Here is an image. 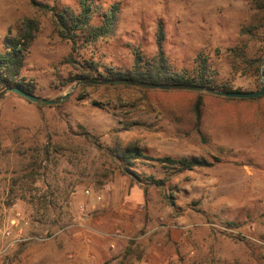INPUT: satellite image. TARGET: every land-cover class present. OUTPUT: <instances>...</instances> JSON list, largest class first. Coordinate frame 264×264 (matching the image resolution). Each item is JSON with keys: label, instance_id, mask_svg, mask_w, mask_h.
<instances>
[{"label": "rangeland", "instance_id": "374dc122", "mask_svg": "<svg viewBox=\"0 0 264 264\" xmlns=\"http://www.w3.org/2000/svg\"><path fill=\"white\" fill-rule=\"evenodd\" d=\"M33 1L81 8L80 0H0V51L36 19L21 77L35 82V94L58 100L0 98V227L12 230L0 242V264H264V94L226 99L200 89L73 81L91 62L126 70L136 50L153 57L162 23L175 71L196 73L202 54L218 85L259 90L264 15L250 0H89L95 26L118 5L116 26L73 48ZM235 48L245 58L232 57ZM260 55L259 76L232 67ZM199 95L203 137L192 110ZM130 142L151 156L210 165L170 177L155 162L137 161L143 181L134 183L108 151ZM150 174L168 177L165 185L147 184Z\"/></svg>", "mask_w": 264, "mask_h": 264}, {"label": "trees", "instance_id": "16d2710c", "mask_svg": "<svg viewBox=\"0 0 264 264\" xmlns=\"http://www.w3.org/2000/svg\"><path fill=\"white\" fill-rule=\"evenodd\" d=\"M254 9L264 15V0H250ZM33 5L46 13H52L54 18V27L58 35L67 40H71L73 48L80 45H89L100 38L111 36L116 26V16L118 13V5H114L109 10L102 12L103 20L100 25H92L91 21L94 16L93 8L89 0H80V12L77 13L69 7L57 10L56 6H51L39 1H33ZM40 29L39 22L36 19H26L23 31L16 37L10 39L7 43V50L0 51V89L1 91L14 86H20L30 93H35L36 84L34 81L26 80L21 77L22 69L25 65L26 56L35 40ZM245 33L251 34L252 29L244 30ZM165 33L163 24L159 23L157 33L158 52L153 57L147 58L141 51H135V58L130 69H116L108 66L101 71L95 62L90 63L87 73H83L80 77H76L73 81L79 80L82 85H98L100 83L123 84L129 87H139L141 89H150L158 85H179L183 89H196L197 86L223 90V91H242L233 89L230 83L218 85L216 82L217 71L211 66L208 57L200 54L197 57L196 73L188 75L184 72H177L172 68L168 57L164 53L163 42ZM230 51V50H229ZM234 58H245L243 49L235 48L231 52ZM247 65L239 68L233 62L235 71L241 70L242 74L251 71L258 75L261 72L262 56L246 58ZM167 89V88H166ZM262 96L250 99H258ZM226 99H231L227 98ZM242 100V99H238ZM204 97L199 95L193 103V114L196 128L201 137H203V112ZM38 104H42L39 102ZM109 153L115 158L118 167L123 175H126L132 182L141 183L143 180L139 174L133 169L135 162L142 161L145 163H157L167 169L169 176H175L185 171H191L197 167H206L210 162L195 157H173L163 156L155 157L146 154L143 149L135 142H130L125 146L116 145L108 148ZM166 178H156L150 174L145 177L147 184L163 187Z\"/></svg>", "mask_w": 264, "mask_h": 264}, {"label": "water", "instance_id": "95a60500", "mask_svg": "<svg viewBox=\"0 0 264 264\" xmlns=\"http://www.w3.org/2000/svg\"><path fill=\"white\" fill-rule=\"evenodd\" d=\"M263 64H264V57H263ZM264 66L262 67V80H261V88L259 90H255V91H223V90H215V89H208V88H203V87H199L197 86L196 89H200V90H204V91H210L213 92L217 95L220 96H225V97H230V98H255L258 96H261L264 94ZM157 87H161V88H172V87H180L179 85H158ZM7 92H15L17 94H19L20 96L33 101V102H44V103H48V104H54L57 103L58 100H49L45 97H41L35 93H30L28 91H26L25 89H23L20 86H14V87H9L6 88L1 94H0V98ZM68 95V94H67ZM67 95H64L62 97L65 98Z\"/></svg>", "mask_w": 264, "mask_h": 264}, {"label": "built area", "instance_id": "2783aa9c", "mask_svg": "<svg viewBox=\"0 0 264 264\" xmlns=\"http://www.w3.org/2000/svg\"><path fill=\"white\" fill-rule=\"evenodd\" d=\"M14 223H15V221L12 220V224H14ZM11 236H12V230L9 227H7V228L0 227V242L4 241L5 238H9ZM0 252H2V251H0Z\"/></svg>", "mask_w": 264, "mask_h": 264}]
</instances>
